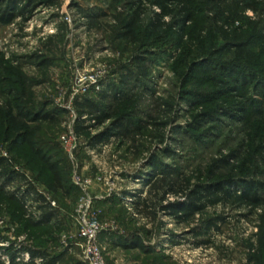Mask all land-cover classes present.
<instances>
[{
    "label": "rangeland",
    "instance_id": "374dc122",
    "mask_svg": "<svg viewBox=\"0 0 264 264\" xmlns=\"http://www.w3.org/2000/svg\"><path fill=\"white\" fill-rule=\"evenodd\" d=\"M190 1L193 21L182 36L154 28L158 10L147 7L134 38L126 39L129 10L121 0H57L52 7L32 0L29 20L0 25V172L18 176L4 193L19 198L31 185L56 211L49 223L35 226L34 197L25 198L22 210L0 193V247L66 252L64 264H81L75 246L78 173L101 180L90 190L95 207L102 224L118 228L99 238L108 264H254L264 208L249 213L218 205L181 224L160 216L151 227L128 210L129 199L122 201L124 193L143 188L152 157L192 185L264 183V0ZM128 73L130 84L112 105V119L78 136L71 159L62 142L79 117L77 105L89 100L105 109L98 85L100 91L121 88ZM15 106L59 120L27 124L35 148L58 164L60 189H52V176L22 133L9 130L5 110ZM116 118L129 123L125 143L110 135ZM97 135L105 140L91 146ZM138 239L148 253L124 247ZM258 259L264 264V248ZM0 263L8 264L6 256L0 254Z\"/></svg>",
    "mask_w": 264,
    "mask_h": 264
},
{
    "label": "trees",
    "instance_id": "16d2710c",
    "mask_svg": "<svg viewBox=\"0 0 264 264\" xmlns=\"http://www.w3.org/2000/svg\"><path fill=\"white\" fill-rule=\"evenodd\" d=\"M12 1L0 0V25L2 26L10 25L17 18L27 21L32 15L31 7L33 6H30L32 0H28V3L26 2L23 6H11ZM56 1L45 0L48 3L46 7H52ZM121 1H126L125 6L129 10V16L125 24L126 39L134 38L136 26L147 7L158 10L157 13L153 14L154 28L175 29L180 36L183 35L186 25L193 21L194 11L190 0ZM165 18L169 19L168 23L164 22ZM239 75L235 83L239 82ZM129 77H131V73H128L127 78L125 77L120 81L121 88L112 86L108 91H99L97 93L99 102L108 104L104 107L105 109L89 100H83L81 104L77 105L79 117L75 122L74 130L78 136L84 135L89 130L96 129L112 119V105L121 99L122 88L126 89V86L130 84ZM5 111L4 117L8 123L9 130L22 133L25 145L52 176L55 182V186L52 189H60L62 176L58 164L51 162L49 158L35 148L33 143L34 130L29 131L27 124L37 120H42L49 124H57L59 120L52 118V113H46L45 110L40 111L38 114H33L25 112L20 106H15L7 108ZM112 126V132L108 131V133L113 135L118 141L125 143L130 139V126L129 123L124 122L123 118H116ZM108 133L105 139L109 137ZM103 135L90 138V145L94 146L101 141L103 142L105 140L102 137ZM3 162V160H0V166ZM149 168L151 173L143 182V188L132 194L124 193L122 201L129 199V205L133 210L134 217L151 227L156 225L160 216L171 218L181 224L218 205L231 206L234 209H246L249 213L264 208V183L262 182L241 180L239 182L221 181L209 185H192L186 175L173 169H168L155 157L151 158ZM5 173L0 172V193L9 201L16 202L22 210L25 208V198L34 197L35 200L32 207L39 214L38 221L34 223L35 226L45 225L56 217V211L51 207L49 201L38 194L31 185H27V195H25L24 191L19 194V198L15 195L9 196L5 194L4 188L6 185L18 177L14 172ZM170 197H174L175 200L169 201ZM146 233L147 236L152 235L150 230ZM124 247L148 253L147 247L140 239L135 244ZM262 248H264V236L260 240L259 250H256L252 263L261 264L258 259V253L262 251ZM0 254L6 256L8 264H64L67 255L66 252L52 254L42 249L13 243L6 247H0ZM23 254L27 256L26 262L21 260Z\"/></svg>",
    "mask_w": 264,
    "mask_h": 264
},
{
    "label": "built area",
    "instance_id": "2783aa9c",
    "mask_svg": "<svg viewBox=\"0 0 264 264\" xmlns=\"http://www.w3.org/2000/svg\"><path fill=\"white\" fill-rule=\"evenodd\" d=\"M102 75L103 73L96 74L93 83L100 80ZM99 87L98 85V91H100ZM78 142L79 137L75 133V130L71 128L62 142L65 151L71 159L74 157ZM73 181L81 193L74 212L75 220L78 225L77 242L75 246L80 250L81 261L83 264H108L104 257L99 238L103 232H115L118 228L112 225L102 224L99 212L95 207L97 198L91 195L90 190L96 182H101V180L99 178L96 180L84 179L78 173H75ZM49 203L54 205V203L50 201ZM131 210L130 208L129 211Z\"/></svg>",
    "mask_w": 264,
    "mask_h": 264
},
{
    "label": "crops",
    "instance_id": "0c3cea01",
    "mask_svg": "<svg viewBox=\"0 0 264 264\" xmlns=\"http://www.w3.org/2000/svg\"><path fill=\"white\" fill-rule=\"evenodd\" d=\"M128 210H129V208H128Z\"/></svg>",
    "mask_w": 264,
    "mask_h": 264
}]
</instances>
